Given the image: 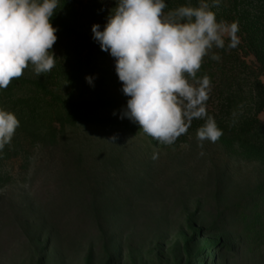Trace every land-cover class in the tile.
<instances>
[{"label": "rangeland", "instance_id": "rangeland-1", "mask_svg": "<svg viewBox=\"0 0 264 264\" xmlns=\"http://www.w3.org/2000/svg\"><path fill=\"white\" fill-rule=\"evenodd\" d=\"M222 3L217 18L238 23L241 45L246 19L264 40L258 0ZM46 75L29 67L20 79ZM112 90L107 79L75 93L104 102ZM26 98L14 89L0 103ZM226 99L207 102L223 136L203 148V120L171 146L127 118L67 123L45 142L16 132L0 153V264H264V151L244 146L234 127L250 99L233 110Z\"/></svg>", "mask_w": 264, "mask_h": 264}, {"label": "clouds", "instance_id": "clouds-1", "mask_svg": "<svg viewBox=\"0 0 264 264\" xmlns=\"http://www.w3.org/2000/svg\"><path fill=\"white\" fill-rule=\"evenodd\" d=\"M59 2L0 0V90L29 67L37 76L56 67L52 49L58 28L52 18ZM222 2L198 0L193 6L189 0L165 12V0H116L103 31L99 24L92 27L94 41L115 59L122 92L129 97L120 119L138 124L159 144L173 145L194 120L205 121L196 133L201 148L223 136L207 110L211 80L197 75L205 58L219 62L217 50L240 44L238 23L218 20L214 11ZM94 79L86 77L93 86ZM20 126L15 113L0 107V153L11 145ZM158 158L154 153L152 159Z\"/></svg>", "mask_w": 264, "mask_h": 264}, {"label": "trees", "instance_id": "trees-1", "mask_svg": "<svg viewBox=\"0 0 264 264\" xmlns=\"http://www.w3.org/2000/svg\"><path fill=\"white\" fill-rule=\"evenodd\" d=\"M69 1L76 2L68 6L65 0H60L57 14L52 18L53 27L58 28V40L52 49L56 56V67L48 73L50 76L46 75L47 81L18 79L13 80L7 89L0 90L1 102L10 91L15 89L16 93H21L24 89L27 98L23 103L5 109L18 117L21 126L17 133L27 141L45 142L57 126L67 123L117 121L129 99L123 94L122 83L115 74V59L101 50L92 33L95 24H99L103 31L110 12L116 7V0ZM165 2L168 4L165 9L167 12L188 4L189 0ZM190 2L198 6V0ZM258 4L260 18H264V0H258ZM248 22L246 19L244 24L248 35L244 39L245 45L240 43L232 50H217L221 60L217 62L205 58L197 75H207L211 80L212 92L208 101L233 100V110L240 105L242 98L247 102L250 99L245 113L241 110L238 112L234 127L244 146L264 151V122L257 118L264 105L263 86L259 77L264 75V40L258 37L255 25ZM237 53H243V57ZM249 57H253L255 62L248 64L246 59ZM88 76L95 78L96 87H100L107 79L113 84L112 96L107 101H87L76 96L75 89L78 86L93 87L86 81ZM241 86L247 92H241ZM0 107H3L1 103ZM114 112L117 114L113 115ZM227 248L228 245H224L220 251L226 253Z\"/></svg>", "mask_w": 264, "mask_h": 264}]
</instances>
